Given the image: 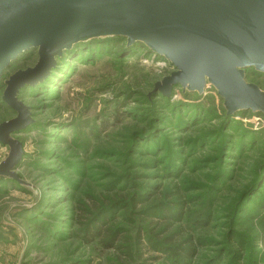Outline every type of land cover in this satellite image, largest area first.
Instances as JSON below:
<instances>
[{
    "label": "rangeland",
    "instance_id": "1",
    "mask_svg": "<svg viewBox=\"0 0 264 264\" xmlns=\"http://www.w3.org/2000/svg\"><path fill=\"white\" fill-rule=\"evenodd\" d=\"M121 44L111 54L74 61L51 94L32 93L36 84L24 87L35 126L15 134L24 146L16 170L23 183L0 177V264H118L113 251L82 239L74 210L88 194H127L110 188L127 171L186 201L183 225L199 247L191 264H264V115L227 116L210 84L202 94L176 87L160 103L155 84L175 67L141 44L119 56ZM37 61V51L30 52L4 71L0 123L17 115L2 102L6 81ZM246 75L264 90V75L253 68ZM8 153L0 144V164ZM200 214L211 220L195 229L190 217ZM118 222L133 229L121 217ZM143 253L145 264H174L150 249Z\"/></svg>",
    "mask_w": 264,
    "mask_h": 264
},
{
    "label": "water",
    "instance_id": "2",
    "mask_svg": "<svg viewBox=\"0 0 264 264\" xmlns=\"http://www.w3.org/2000/svg\"><path fill=\"white\" fill-rule=\"evenodd\" d=\"M109 37L171 62L175 71L154 92L202 94L210 84L227 116L264 115V90L246 79L247 68L264 73V0H0V78L26 54L38 55L5 83L2 100L17 115L0 123V143L9 148L0 175L23 183L16 170L24 146L13 135L34 120L20 90L47 78L75 45Z\"/></svg>",
    "mask_w": 264,
    "mask_h": 264
},
{
    "label": "trees",
    "instance_id": "3",
    "mask_svg": "<svg viewBox=\"0 0 264 264\" xmlns=\"http://www.w3.org/2000/svg\"><path fill=\"white\" fill-rule=\"evenodd\" d=\"M117 43H123L119 46V56L128 52L131 54L133 50L140 47L137 44L126 46V39L119 40L116 37L79 43L71 50L66 51L62 58L57 59V65L50 75L38 82L36 86L31 87V92L42 91L44 95L51 94V88L58 87V84L62 83L68 72L72 70L74 61L93 60L111 54L116 50L115 44ZM142 46L145 48L144 45ZM253 69L255 74L264 75L255 68ZM23 89L20 90L18 96L24 101ZM158 93L159 91L155 92L153 96ZM159 99L160 103H163L166 102L167 97L161 94ZM30 108L33 118L32 110H35V107ZM113 115L115 116L114 120L118 122L120 119L118 108ZM33 126H35L34 122L29 128ZM13 136L15 137V134ZM149 143L146 144V147L154 149L153 145ZM262 170L261 172H264V167ZM143 176L138 172L127 171L110 186V188H122L128 191L127 194L114 192L111 197L102 199L88 194L87 202L78 199L74 216L80 236L87 244L97 243L103 250L113 251L118 264H145L147 259H143L144 249L155 251L174 264H191L198 254L199 247L194 238L195 235L189 233L183 225V221L185 222L188 216L186 201L173 191L163 195L162 185L139 183L138 180ZM173 176L175 175H171V177ZM0 177L4 181L19 184L18 180L11 177L2 175ZM118 180H121V183L124 182L122 187L117 184ZM256 186L257 183L248 187L244 191L241 201H244L256 189ZM170 197L172 199H169ZM119 217L130 223L133 229H128L125 224L118 222ZM210 220L211 215L200 214L195 218L190 217V223L194 225L195 229L205 228Z\"/></svg>",
    "mask_w": 264,
    "mask_h": 264
}]
</instances>
